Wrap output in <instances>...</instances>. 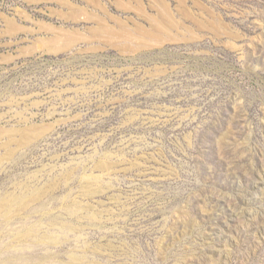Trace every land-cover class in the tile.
<instances>
[{
	"label": "rangeland",
	"instance_id": "374dc122",
	"mask_svg": "<svg viewBox=\"0 0 264 264\" xmlns=\"http://www.w3.org/2000/svg\"><path fill=\"white\" fill-rule=\"evenodd\" d=\"M0 264H264V0H0Z\"/></svg>",
	"mask_w": 264,
	"mask_h": 264
}]
</instances>
